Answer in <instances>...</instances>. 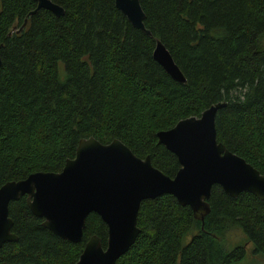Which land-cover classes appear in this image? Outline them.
I'll use <instances>...</instances> for the list:
<instances>
[{
	"label": "trees",
	"instance_id": "trees-1",
	"mask_svg": "<svg viewBox=\"0 0 264 264\" xmlns=\"http://www.w3.org/2000/svg\"><path fill=\"white\" fill-rule=\"evenodd\" d=\"M0 0V185L35 171H59L80 138H116L172 177L179 164L155 133L225 101L215 138L264 174V0H138L133 27L113 0ZM26 19L25 25L16 31ZM159 40L184 81L152 58ZM202 220L170 194L140 201L134 242L114 264H231L244 255L222 238L239 230L264 256V201L231 197L214 184ZM15 241L0 246V264H73L86 239L105 246L94 212L80 241L58 237L29 211L25 197L7 204Z\"/></svg>",
	"mask_w": 264,
	"mask_h": 264
},
{
	"label": "water",
	"instance_id": "water-1",
	"mask_svg": "<svg viewBox=\"0 0 264 264\" xmlns=\"http://www.w3.org/2000/svg\"><path fill=\"white\" fill-rule=\"evenodd\" d=\"M34 1L35 7L28 15L40 8L55 16L63 13L50 0ZM113 1L133 27L150 35L143 26L144 14L138 0ZM152 58L172 79L184 81L159 40L154 42ZM225 103L214 102L198 116L179 119L170 128L155 133L157 143L179 164L172 177L152 166L148 155H134L116 138L100 143L88 136L78 140L74 156L66 159L59 171H35L4 182L0 185V246L16 240L7 204L20 196L25 197L31 214L42 219L43 227L70 242L80 241L89 212L99 216L106 227L105 246L97 235H90L73 264H114L139 232L136 215L140 201L145 199L170 194L200 220L208 212L207 199L214 184L231 197L248 192L264 201V174L215 138L214 115Z\"/></svg>",
	"mask_w": 264,
	"mask_h": 264
},
{
	"label": "rangeland",
	"instance_id": "rangeland-1",
	"mask_svg": "<svg viewBox=\"0 0 264 264\" xmlns=\"http://www.w3.org/2000/svg\"><path fill=\"white\" fill-rule=\"evenodd\" d=\"M221 241L226 249L236 244H241L244 247L243 257L231 264H264V256L252 252V244L245 240L244 235L239 230L230 231Z\"/></svg>",
	"mask_w": 264,
	"mask_h": 264
}]
</instances>
